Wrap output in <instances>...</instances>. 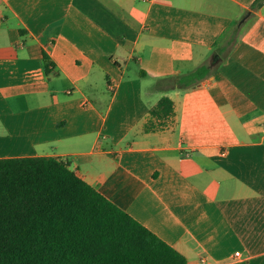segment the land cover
Masks as SVG:
<instances>
[{
	"label": "crops",
	"instance_id": "obj_1",
	"mask_svg": "<svg viewBox=\"0 0 264 264\" xmlns=\"http://www.w3.org/2000/svg\"><path fill=\"white\" fill-rule=\"evenodd\" d=\"M254 1L0 0V159L68 161L187 264H264Z\"/></svg>",
	"mask_w": 264,
	"mask_h": 264
},
{
	"label": "trees",
	"instance_id": "obj_2",
	"mask_svg": "<svg viewBox=\"0 0 264 264\" xmlns=\"http://www.w3.org/2000/svg\"><path fill=\"white\" fill-rule=\"evenodd\" d=\"M264 0H255L258 9ZM202 65L182 89L211 76ZM174 114L163 97L152 118ZM155 126L147 124V130ZM0 264H187V259L80 178L60 158L0 159Z\"/></svg>",
	"mask_w": 264,
	"mask_h": 264
},
{
	"label": "water",
	"instance_id": "obj_3",
	"mask_svg": "<svg viewBox=\"0 0 264 264\" xmlns=\"http://www.w3.org/2000/svg\"><path fill=\"white\" fill-rule=\"evenodd\" d=\"M219 59V56L218 55H215L214 56V61H217Z\"/></svg>",
	"mask_w": 264,
	"mask_h": 264
},
{
	"label": "rangeland",
	"instance_id": "obj_4",
	"mask_svg": "<svg viewBox=\"0 0 264 264\" xmlns=\"http://www.w3.org/2000/svg\"><path fill=\"white\" fill-rule=\"evenodd\" d=\"M245 27H246V25L242 26V27H241V30H244V29H245Z\"/></svg>",
	"mask_w": 264,
	"mask_h": 264
}]
</instances>
